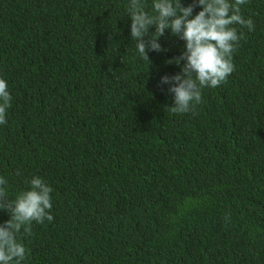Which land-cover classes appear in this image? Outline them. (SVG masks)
I'll return each mask as SVG.
<instances>
[{"label":"trees","instance_id":"16d2710c","mask_svg":"<svg viewBox=\"0 0 264 264\" xmlns=\"http://www.w3.org/2000/svg\"><path fill=\"white\" fill-rule=\"evenodd\" d=\"M128 7L0 0V176L9 199L33 176L53 189L23 264H264V0L241 5L235 70L183 114L160 80L185 42L165 30L141 59Z\"/></svg>","mask_w":264,"mask_h":264},{"label":"clouds","instance_id":"9594fccd","mask_svg":"<svg viewBox=\"0 0 264 264\" xmlns=\"http://www.w3.org/2000/svg\"><path fill=\"white\" fill-rule=\"evenodd\" d=\"M248 0H193L184 6L181 0H152L151 11L146 0H129L128 16L131 19L130 35L136 41L141 59L151 61L149 51H164L159 38L165 30L185 42L181 55L166 61L175 63L181 70L175 75H164L160 83L169 85L173 94L174 114L188 113L202 102V89L216 88L225 83L235 70L233 53L243 38L235 25L254 30L251 18L241 14V5ZM200 11L194 13V9ZM154 27V32L150 29ZM184 62L181 64V62ZM12 96L7 81L0 78V124L7 123V110ZM8 181L0 176V211L10 218L0 223V264H23L27 249L18 239L23 232L31 235V226L51 222L53 189L40 176L28 181L29 189L8 198Z\"/></svg>","mask_w":264,"mask_h":264}]
</instances>
